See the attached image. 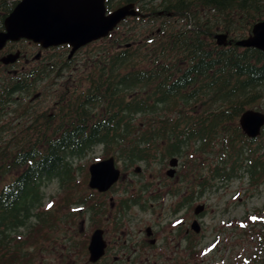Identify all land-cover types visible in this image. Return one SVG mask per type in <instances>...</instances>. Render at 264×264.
Returning <instances> with one entry per match:
<instances>
[{"label": "trees", "instance_id": "16d2710c", "mask_svg": "<svg viewBox=\"0 0 264 264\" xmlns=\"http://www.w3.org/2000/svg\"><path fill=\"white\" fill-rule=\"evenodd\" d=\"M18 1L0 0V31ZM127 2L146 14L139 19H161V25L137 35L118 29L138 18L120 22L109 36L76 52V68L66 56L59 62L47 56V78H64L59 89L49 93L47 86V96L57 92L52 103L30 108L16 101L13 93L28 75L7 90L13 75L0 70L6 90L0 94V264L35 263L48 238L45 228L58 218L34 211L42 180H59L64 193L57 212L65 209L86 184L75 181V159L95 146L126 170L139 162L163 168L168 158L183 157L185 183L190 177L207 186L235 177L246 178L249 188L264 183V127L251 139L238 123L244 110L264 99V51L235 44L264 19V0H106V6ZM217 32L227 33L231 43L217 45ZM39 74L31 73L33 90ZM90 195L80 194L77 204L89 208ZM247 227L244 234L264 244V222ZM81 244L77 252L85 248ZM74 247L69 245V257Z\"/></svg>", "mask_w": 264, "mask_h": 264}, {"label": "flooded vegetation", "instance_id": "af4514ba", "mask_svg": "<svg viewBox=\"0 0 264 264\" xmlns=\"http://www.w3.org/2000/svg\"><path fill=\"white\" fill-rule=\"evenodd\" d=\"M135 7L138 9L137 5ZM133 17L141 18V16H129L126 20L129 21ZM21 40L30 43L33 48H38V51L33 52L31 48V52L16 46L22 42ZM63 46H65L63 49L69 52L70 47ZM47 50L38 43L26 39L8 41L0 50V57L19 51L18 59L13 63L4 64L0 60V70L7 76L13 75V83L7 87V90L20 87L22 73L28 75L29 79L24 88L15 91L13 98L30 108L33 103L46 105L48 62L45 52ZM75 55L67 58L71 60L69 65L75 61ZM32 72L35 75L40 72L41 77L35 82L38 88L34 90L30 86V81L33 80ZM2 92L6 90L0 88V94ZM13 106L16 107L17 104ZM178 159L180 162V157ZM180 166L181 164H178L176 172ZM121 175L123 178L105 191L90 188L91 198L87 212L92 231L88 237L90 238L96 229H101V237L105 243L103 255L90 264H226L223 262V257L218 256L222 245L217 242L218 236L215 235L213 240L207 243V223L204 220L207 206L204 202H200L207 193L206 183H197L192 187L191 183H133L131 179L119 185L118 182L126 177V172L122 171ZM167 197L174 199L168 206V212H156L158 207L160 209L163 207L162 201ZM125 204L129 205L126 207ZM198 204H203L204 208L200 213L195 214L194 208ZM79 206L77 208H80ZM77 208H70L68 219L72 217L71 213L79 211ZM133 209L138 210V214L132 213ZM148 212L155 216L143 220L142 215ZM223 215L220 214V217L223 218ZM162 219L165 220L159 222ZM61 221L67 223L66 218ZM193 222H197L198 225L193 227ZM226 223L227 226L231 225L233 234L232 243H224L228 254L230 252L227 264H241L244 259L240 261L236 250L239 248V238L234 235L239 221L233 217ZM217 232L225 231L222 227H218ZM253 240L256 243L253 245V257L250 258V262L264 263V244L257 243V239L253 238Z\"/></svg>", "mask_w": 264, "mask_h": 264}, {"label": "rangeland", "instance_id": "374dc122", "mask_svg": "<svg viewBox=\"0 0 264 264\" xmlns=\"http://www.w3.org/2000/svg\"><path fill=\"white\" fill-rule=\"evenodd\" d=\"M158 2L159 0H154ZM155 21L154 23H152ZM175 24H179L176 19L173 20ZM161 25V19H146V20H131L125 25H121L118 30L126 31L131 30L132 33L139 35L148 34L151 31L152 27L158 28ZM133 29V30H132ZM16 46H19L26 50H33V52L38 51V48H33L30 43L27 42H19ZM96 46V45H94ZM31 50V52H32ZM45 54L50 56L52 59L53 57H63L66 56L67 52L63 48L60 49H48ZM57 59L59 62L60 59ZM23 62V60L21 61ZM80 63V61L78 62ZM72 65L75 67V61L72 62ZM65 75H68L70 72H64ZM53 79V80H52ZM64 78L60 76H54V78L50 77L47 79V86L51 87L49 90L52 91L53 89H59L61 84L63 83ZM48 88V87H47ZM56 90L50 94L51 97L56 96ZM50 95L47 96L46 104L52 103ZM253 109L259 110L264 112V99L257 101L253 107ZM103 155V150L101 146H95L90 149L86 155L75 159V181H79L80 183H85L81 186L83 189L82 192L77 191L73 193L72 202L71 204L66 207L65 209H59V205L61 203V197L64 193L62 186L60 185L59 180L56 177H52L50 179H43L41 185L42 191V201L41 204L35 206L34 211H40L42 217L49 216L58 213V218H52V222L49 224V227L45 228V233L47 234L48 238L42 240V253L38 254V257L34 264H90L88 260V251H87V244L89 241V233L92 230L90 227V217L87 212V205L79 206L77 203L80 194L86 195L90 192V189L87 187L88 177L85 178V171H87L88 166L90 163L94 161L100 160L101 156ZM183 161V157L180 158L179 164ZM166 164L162 168L163 164L160 162H153L149 167H146V164L143 162H139L136 165L141 167L140 173H136L134 171V166L132 169L124 170L122 163L118 161V167H120L121 171L126 172V177L121 180V183L129 182L131 179L133 183H144L146 181L153 182V183H185V182H178L181 180L180 178V168L178 167V171L175 173L173 178H169L166 176L165 172L168 168L167 160ZM193 176V175H192ZM123 178V176H122ZM121 178V179H122ZM229 180V181H227ZM225 181H218L217 183H213V186H207V193L202 198L200 202H204L206 204V211L204 220L207 223V243L210 240H213V237L216 235L218 236V244H222L220 246L221 251L218 252V256L223 257V262L228 263V251L225 249L224 243L231 244L233 239L232 234V227L227 226L226 221L228 219H232L233 217L239 221L238 227L235 230V236L239 238V248H236L239 253L240 261L242 259L246 261H250V258L253 257V245L256 243L254 239L255 237H251L252 235L244 234L243 229L247 227L248 224L251 222H264L261 217L264 218V183L257 188H249L248 181L246 178L240 179V177H235L231 179H227ZM190 182L192 187L197 183H192L193 179L187 181ZM77 189V188H76ZM78 190V189H77ZM92 191V190H91ZM116 196H118L116 194ZM172 200L169 197L166 198L165 201H162V208L158 207L156 212L166 213L168 212V206L171 204ZM157 204H155L156 206ZM75 206H79L80 208L78 212L71 213L72 217L67 218L68 213L71 211L70 208ZM46 213L43 215L42 213ZM132 213H137L138 210L133 209ZM220 214H224L223 218L220 217ZM247 215H250L249 223L246 221ZM253 215V216H252ZM155 214L144 213L142 215V219H152ZM252 216V217H251ZM255 216V217H254ZM65 219L67 223L65 224L61 219ZM165 219L160 220L159 222L164 221ZM69 221V222H68ZM135 228L137 226H134ZM218 227H222L225 232L216 233ZM26 227L20 228L19 231H24ZM215 229V231L213 230ZM250 230V229H248ZM88 237V238H87ZM83 245L82 252H77L78 245L81 247ZM74 244V252L73 256L69 257L68 249L69 245ZM68 255V257H67ZM243 261V260H242ZM241 261V262H242Z\"/></svg>", "mask_w": 264, "mask_h": 264}, {"label": "water", "instance_id": "95a60500", "mask_svg": "<svg viewBox=\"0 0 264 264\" xmlns=\"http://www.w3.org/2000/svg\"><path fill=\"white\" fill-rule=\"evenodd\" d=\"M106 0H19L4 18V29L0 31V50L8 41L26 39L38 43L42 48L68 44L71 49L70 58L76 50L86 44L106 37L117 24L127 16L139 14L133 3H127L108 12ZM224 32L213 35L217 45L231 43ZM240 47H254L264 51V19L256 22L251 33L235 41ZM20 53H9L0 57L4 64L15 62ZM239 125L249 138H255L264 126V112L255 109L244 110L239 117ZM167 176L175 175L178 158L168 160ZM137 172L140 167H136ZM88 186L99 191L107 190L115 183L120 170L115 166L114 157L110 156L88 166ZM204 208L198 204L194 213H200ZM197 222H193V227ZM102 230L96 229L90 236L88 259L96 261L103 255L105 243L101 237Z\"/></svg>", "mask_w": 264, "mask_h": 264}]
</instances>
